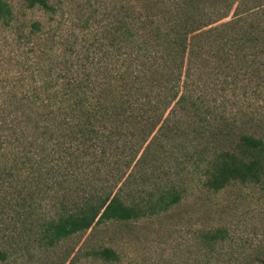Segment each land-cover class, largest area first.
I'll use <instances>...</instances> for the list:
<instances>
[{
  "label": "trees",
  "instance_id": "16d2710c",
  "mask_svg": "<svg viewBox=\"0 0 264 264\" xmlns=\"http://www.w3.org/2000/svg\"><path fill=\"white\" fill-rule=\"evenodd\" d=\"M226 1L229 8L235 5L234 0ZM27 4L51 11L49 0H27ZM3 6L0 0L1 19H11L10 12L2 14ZM223 8L221 0L110 1L108 63L90 52L81 56L78 48L71 47L76 56L69 58L66 54L56 56L55 44L38 46L43 53L37 62L43 65L19 69L10 101L0 109V264L14 262L17 246L20 254L23 251L21 242L38 240L41 246L57 250L102 220L129 221L138 215L140 208L124 206L119 200L130 185L128 179L136 177L133 171L117 190L113 187L109 192L105 180L93 186H103L95 191L102 195H85L74 201L68 196V184L79 176L99 175L107 168L104 173H109V149L112 156L127 157L130 165L134 161L133 169L147 157L154 161L156 157H183L188 164L197 161L194 165L207 169L211 176L209 188L214 192L239 179L246 181L245 174L249 181L252 175L257 176L258 161H240L233 152L243 151L249 158L264 154V139L239 129L241 118L222 110L228 89L219 74L220 55L227 46L236 48L237 43L226 33L236 22L216 26L228 16ZM43 32L41 23L32 25L37 40ZM249 42L258 45L259 39L254 36ZM91 43L94 47L96 42ZM128 124L136 125L135 132L127 129ZM188 124L200 127L196 135L178 133ZM136 133L143 134L141 140L127 153L128 138ZM176 138L196 145L182 152L166 148ZM220 142L233 144V152L218 154L217 162H209L208 147ZM156 145L158 152L152 156L150 148ZM142 147L147 152L142 154ZM162 170L165 176L177 174L172 168ZM54 192L63 193V211L39 218L46 197ZM179 199L176 196V201ZM170 207L162 208L167 211ZM13 227L17 243L1 246L3 232ZM222 231L226 233L204 234L209 262L221 255ZM74 250L65 253L64 264ZM94 255L109 263L121 261L111 248Z\"/></svg>",
  "mask_w": 264,
  "mask_h": 264
},
{
  "label": "rangeland",
  "instance_id": "374dc122",
  "mask_svg": "<svg viewBox=\"0 0 264 264\" xmlns=\"http://www.w3.org/2000/svg\"><path fill=\"white\" fill-rule=\"evenodd\" d=\"M110 1L139 3L143 0H49V12L38 7L29 8L27 0H1L2 14L10 12L11 19L0 16V109L10 101L19 69L43 65L37 62L43 53L38 48L40 44H55L56 56H76L72 47L78 48L76 52L81 56L90 52L95 59L102 57L103 62L108 63ZM221 1L228 16L216 26L236 22L225 28L228 38L237 39L236 48L227 46L220 55L219 74L227 81L228 89L222 110L232 114L230 117L236 114L241 118L237 124L239 129L249 130L264 139V0H234L235 5L231 8L229 1ZM245 17L249 20L245 21ZM37 22L44 27L39 40L32 36V25ZM254 36L259 39L258 45L249 42ZM52 37L57 38L52 40ZM100 37L103 41L97 42ZM92 41L96 42L94 47ZM101 42H104L103 46H100ZM128 127L135 132V124H128ZM199 128L188 124L177 131L194 136ZM142 135L136 133L135 137L128 138L131 143L124 147L127 153L132 150L131 146L140 142ZM195 145L192 140L176 138L166 148L182 152ZM233 147L230 143L211 144L207 155L209 162H217L218 154L233 152ZM158 149L157 145L150 148L152 156ZM144 151L147 152L142 147L141 153ZM233 153L240 161H258L257 176L252 175L249 181L250 176L245 174L246 181L239 179L226 189L214 192L209 188L211 176L206 173L207 169L194 165L197 161L188 164L183 157H164L162 160L156 157V161L147 157L139 168L133 169L134 161L131 167L127 157L112 156L109 149V165L106 166L109 173H104L107 168L99 175L79 176L68 184V196L74 201L85 195H102L95 191L104 187L93 186L105 180L109 192L113 187L117 190L116 186H121L133 171L136 177L128 179L130 185L121 192L119 200L124 206L140 208L138 215L129 221L102 220L90 230L66 240L57 250L41 246L38 240L21 242L22 253L17 246L15 260L8 264H64L65 253L74 247L75 253L72 252L67 264H246V257L250 264H264V154L249 158L243 151ZM163 168H172L177 174L165 176ZM62 199L63 193H50L46 197V206L39 211L43 217L39 218H51L62 212ZM166 206L172 207L164 211L162 207ZM16 230L13 227L9 228L12 234L3 232L1 246L9 248L12 243H17ZM216 230L226 231L221 233L225 239L218 245L221 255L209 262L204 234ZM106 248L115 250L121 261L109 263L94 255Z\"/></svg>",
  "mask_w": 264,
  "mask_h": 264
}]
</instances>
